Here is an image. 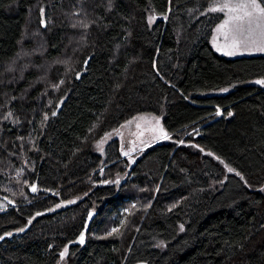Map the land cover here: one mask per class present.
<instances>
[{"label": "trees", "instance_id": "1", "mask_svg": "<svg viewBox=\"0 0 264 264\" xmlns=\"http://www.w3.org/2000/svg\"><path fill=\"white\" fill-rule=\"evenodd\" d=\"M215 1L0 0V237L34 217L0 264H264V54L213 48ZM142 113L169 138L96 152Z\"/></svg>", "mask_w": 264, "mask_h": 264}, {"label": "rangeland", "instance_id": "2", "mask_svg": "<svg viewBox=\"0 0 264 264\" xmlns=\"http://www.w3.org/2000/svg\"><path fill=\"white\" fill-rule=\"evenodd\" d=\"M217 0L214 2L216 3ZM261 4L264 5V0H260ZM213 3V4H214ZM209 7V9L213 6ZM208 9V10H209ZM210 11V10H209ZM213 12V11H210ZM220 12V11H215ZM225 15L224 20L215 28L213 32V36L211 38V44L213 48L221 55H224L228 58H235L240 56H249V55H259L264 54V52L256 51L255 49L247 50L241 49L240 52L242 54H235V55H225L223 51L217 50V44L223 45L226 43L222 33H217L216 29L224 23L226 19H228V15L226 12H220ZM45 20V17H44ZM46 23V21H45ZM257 84V83H256ZM60 83L57 85L51 86L52 93H56L59 88ZM260 85V84H258ZM47 108V106H46ZM143 118V119H141ZM156 118V119H153ZM157 120L159 121V127L163 128L162 116L157 114H149V113H142L135 115L134 117L127 120L123 123L119 128L105 134L95 145V150L97 153L103 156L106 146L114 139H117L120 143V150L123 156L129 157V159L133 160V156L139 154L142 150L147 148L153 140H163L164 138L161 137V134L157 128ZM156 129V130H154ZM164 130V128H163ZM165 131V130H164ZM127 153V155L125 154ZM34 183L28 185V189ZM39 192V188H38ZM3 204L0 205V208L5 207L8 204H11V201L8 198L4 197ZM130 213V207L121 208L120 210V218L118 220H114V223H110L106 230L104 231L105 235H112L118 232L121 227H123V231H127L129 227V223L126 221V216ZM118 222V224H116ZM116 229L117 231H113Z\"/></svg>", "mask_w": 264, "mask_h": 264}, {"label": "snow or ice", "instance_id": "3", "mask_svg": "<svg viewBox=\"0 0 264 264\" xmlns=\"http://www.w3.org/2000/svg\"><path fill=\"white\" fill-rule=\"evenodd\" d=\"M209 10L226 12L228 15V19L216 29L217 33L223 34L226 42L223 47L217 44L218 51H223L225 55L242 54L241 49L245 51L255 49L264 52V5L261 4L260 0H217ZM255 83L264 86V80H257ZM157 128L162 138H169L163 128L159 127L158 120ZM125 154L127 155V153ZM228 171L231 173L235 170L229 167ZM235 174L240 175L239 172ZM241 178L243 179V177ZM32 190L36 191L35 187ZM37 215H40V213ZM89 219H91V214H89ZM113 231L117 230L113 229ZM0 239H3V237H0ZM84 241L85 237L81 234L78 242L83 244ZM67 254L68 248H65L61 256Z\"/></svg>", "mask_w": 264, "mask_h": 264}, {"label": "water", "instance_id": "4", "mask_svg": "<svg viewBox=\"0 0 264 264\" xmlns=\"http://www.w3.org/2000/svg\"><path fill=\"white\" fill-rule=\"evenodd\" d=\"M42 20H44V19L42 18ZM42 22H43V21H42ZM149 146H150V145H149ZM33 187H35L36 191H33V190H32ZM28 191H29V193H30L32 196H36V195H38V194H39V193H38V182H37V181L34 182V184H33L32 186L29 187ZM90 214H91V219L88 218L87 223H86V226H85V229H84L83 232L81 233V234L84 235L85 240H86V238H87L88 232H89V230H90V227H91V225H92L93 220H94L95 217H96L97 212H91ZM33 219H34V217L29 221L28 225H27L25 228H23V231H21V230H20V231H15V232L8 233V234H5V235L1 236V237H3V239H0V243H2V242H3L4 240H6V239H12L14 236H20V235L25 234V233L30 229V226H31V223H32ZM81 234H80V236H81ZM80 236H79V238H80ZM79 238H78L77 242L79 241ZM84 242H85V241H84ZM78 243H79V242H78ZM79 244H80V243H79ZM134 264H149V263L144 262V261H140V262H137V263H134Z\"/></svg>", "mask_w": 264, "mask_h": 264}, {"label": "built area", "instance_id": "5", "mask_svg": "<svg viewBox=\"0 0 264 264\" xmlns=\"http://www.w3.org/2000/svg\"><path fill=\"white\" fill-rule=\"evenodd\" d=\"M219 114L221 115V112L219 111Z\"/></svg>", "mask_w": 264, "mask_h": 264}]
</instances>
